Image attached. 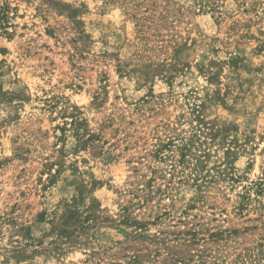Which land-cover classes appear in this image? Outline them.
I'll return each mask as SVG.
<instances>
[{
    "label": "rangeland",
    "instance_id": "obj_1",
    "mask_svg": "<svg viewBox=\"0 0 264 264\" xmlns=\"http://www.w3.org/2000/svg\"><path fill=\"white\" fill-rule=\"evenodd\" d=\"M0 264H264V0H0Z\"/></svg>",
    "mask_w": 264,
    "mask_h": 264
}]
</instances>
